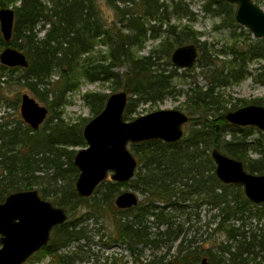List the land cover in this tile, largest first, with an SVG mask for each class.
<instances>
[{
	"label": "trees",
	"instance_id": "16d2710c",
	"mask_svg": "<svg viewBox=\"0 0 264 264\" xmlns=\"http://www.w3.org/2000/svg\"><path fill=\"white\" fill-rule=\"evenodd\" d=\"M107 2L118 17L113 26L98 0H0V8L12 6L15 10L12 38L6 42L0 36V45L22 50L29 61L26 68L0 64L1 72L6 75L1 83L19 82L42 99L54 95L50 105H59L63 103L62 93L77 89L83 78L89 82H111L113 90L122 89L130 94L126 119L141 104L163 101L172 93L174 79L184 74L177 70L168 73L161 66V57L172 66L170 57L176 47L195 43L203 56L206 45V42L199 43V32L191 26L194 18L189 3L186 0ZM202 9L211 17L221 18L217 29H232L233 42L220 50V54L232 58L222 64L197 59L205 69L208 85L204 87L194 81L185 91L192 124L189 135L177 142L150 139L131 144L130 149L139 164L135 178L122 183L103 182L94 192L99 194L102 187L106 188L99 200L94 196H79L73 183L67 190H55L59 196L55 204L68 209L69 217L78 205H85L90 214L111 212L116 239L126 245L133 257L132 264H197L203 257H207L210 264H264V223L261 224L264 202H252L240 184L222 182L216 175L211 155L212 149L218 148L242 160L246 170L264 173V146L250 140L259 130L230 124L225 117L228 102L216 91L228 83L255 76L248 65L264 58V37L255 44L240 42L241 33L235 28L242 27L236 24L234 4L205 0ZM173 17L186 18L190 23H172ZM42 30L44 35L40 37ZM158 37H163L160 48L148 55L137 54L136 48ZM98 43L108 48L99 62L90 55ZM121 67L126 68L115 70ZM18 70L21 71L19 76L16 75ZM56 73L59 81L53 83L51 78ZM257 75L256 81L264 83V77ZM54 85L58 93L52 89ZM108 96L88 92L84 98L97 115ZM259 103L264 106V101ZM236 108L234 104L233 109ZM52 117L57 119L53 125L38 129L0 124V171L1 174L6 172L0 179V202L11 192L42 185L43 177L35 174L44 171L42 167L54 168L59 180L67 177L72 180L78 175L74 150L69 147L86 144L82 128L78 124H67L61 115ZM227 135L231 138L226 139ZM129 184L144 198L130 209H120L115 205V198L122 192L120 187ZM190 205L197 209L208 205L216 210L206 224L211 233L208 229L206 232L209 239L216 233L224 234L225 238H215L213 249L206 250L200 244L196 234L200 227L188 238L182 224L176 222L177 217L184 214L187 219L191 218L193 211H187ZM79 223L67 220L54 227L49 243L41 250L43 255L51 256L59 264H73L78 251L65 253L62 250L72 242L87 239ZM176 241L179 242L174 246ZM162 246L167 251L157 256L155 250ZM147 247L152 250V258L145 261L142 256ZM174 247L175 252L171 253ZM117 259L107 256L101 264H116Z\"/></svg>",
	"mask_w": 264,
	"mask_h": 264
},
{
	"label": "water",
	"instance_id": "95a60500",
	"mask_svg": "<svg viewBox=\"0 0 264 264\" xmlns=\"http://www.w3.org/2000/svg\"><path fill=\"white\" fill-rule=\"evenodd\" d=\"M225 1L237 5L235 19L238 24L247 27L256 37H264V8L254 0ZM14 23V8L1 7L0 29L6 42L12 38ZM198 58L199 49L195 43L178 46L171 54L172 63L181 69L193 67ZM0 62L12 68H26L29 65L26 54L11 45L1 51ZM128 100L125 90L110 94L102 111L83 128L87 146L81 147L74 155V164L79 170L76 191L82 197L92 195L110 172L117 182L135 177L138 161L130 149L131 144L150 139L177 142L183 137V125L190 117L186 112L159 109L127 120L124 114ZM20 111L24 121L33 129H38L49 113L47 106L28 93L21 96ZM225 117L230 124L252 126L264 132V106L261 104H248L229 110ZM211 155L216 165V175L222 182L240 184L252 202H264V173L246 170L242 160L218 148H213ZM138 203L139 194L132 190L121 192L115 200V205L121 209L131 208ZM67 219L65 208L44 199L36 188L11 192L0 202V264H24L48 244L53 228ZM197 264L210 262L203 257Z\"/></svg>",
	"mask_w": 264,
	"mask_h": 264
},
{
	"label": "rangeland",
	"instance_id": "374dc122",
	"mask_svg": "<svg viewBox=\"0 0 264 264\" xmlns=\"http://www.w3.org/2000/svg\"><path fill=\"white\" fill-rule=\"evenodd\" d=\"M108 0H98V3L100 7L103 10V13L105 17L107 18L108 22L113 25H115V22H117L118 17L115 14V11L109 7ZM258 5H260L262 8H264V0H254ZM186 2L190 5V10L193 12V18L194 21L191 22V26L199 32L198 34V41L199 43L206 42V45L204 46L203 50V56L202 51L199 50V57L202 59V62L208 63L211 60H216L218 63L222 64L223 61H227L232 58L231 55H225L220 54V50L222 48H225L226 46L230 45L233 40L231 39V32L230 29H217V24L220 23L221 18L219 17H211L202 9L203 4L205 3V0H186ZM19 3V2H18ZM17 3V4H18ZM230 3V2H229ZM233 4V3H231ZM235 5V14L237 10V5ZM123 6V5H121ZM12 7V6H10ZM13 8V7H12ZM172 23L183 25L190 23L188 19L178 20L176 17L172 18ZM236 24H238L236 22ZM240 25V24H238ZM242 28H235L237 33H241L240 42H244L245 45L248 44H255L260 41L263 37H256L252 34V32L245 26L240 25ZM119 27V24H116V28ZM44 35V30H42L39 33V36L42 37ZM0 36H2L1 29H0ZM3 37V36H2ZM163 40V37L158 38H152L147 40L143 47L136 48V52L139 55H148L153 49L160 48L161 42ZM239 42V43H240ZM5 48V45H0V53ZM135 49V48H134ZM22 51V50H21ZM108 52V48L98 43L94 51L90 55H94L97 57V61L101 60L102 55L104 53ZM89 55H86V57ZM171 59V57H170ZM167 59H163L161 57V65L163 68H166L168 70L167 72L171 70H177L179 74H184V76H178L174 79L173 85L174 88L172 90V93L167 96L163 101H158L156 103H146L141 104L137 110L128 117L127 120H132L140 115L150 113L152 111H156L159 109H180L186 112L189 116V109L186 104L188 101L187 94L185 93L186 90H189L192 86V83L196 81L201 86H207L208 80L205 78L204 70L198 62L191 67L187 69H181L176 67L173 63L172 66H169L166 64ZM172 62V60H171ZM1 64V62H0ZM248 67H250L255 76H247L246 78H243L235 83H228L225 86L218 87L216 91L219 93V97L222 99H225L228 104L227 108L229 110L233 109V105L235 104L236 107H241L248 104H260L259 102L264 101V83L257 82V74H261V77H264V58L254 60L249 63ZM126 67L116 68L115 70L124 71ZM227 71H225L226 73ZM21 74V71L18 70L16 75L19 76ZM6 78V75L3 74V71L0 70V124H5L9 126L18 125L20 128H26L29 126L27 124L20 111V105H21V96L24 93H28L31 96H33L39 103L42 105H45L49 109V113L46 117V120L41 124L39 128H44L46 126H51L55 123L57 120L56 118H53L52 116L56 117L61 115V117L64 119V121L69 124H78L83 131L84 126L88 123V121L93 118L95 113L92 111L91 106L86 102L84 96L88 92H101L106 93L108 95L117 92L122 91V89L113 90L111 87V82L107 81H94L89 82L86 81L84 78L81 80V83L79 87L73 91H68L62 93V104L56 105L52 104L50 105V101L54 98L53 96H47L44 95L46 99H42L37 95V93L33 90H31L29 87L23 86L19 82H3L1 81ZM52 82H58L59 81V74L56 73L52 75L51 78ZM42 88V87H40ZM56 93H58L56 86L54 85L52 88ZM109 97V96H108ZM128 98H130V94H128ZM236 108V109H237ZM225 110V109H223ZM192 124L189 122V120L183 125L184 128V134L182 138H185V136H188L191 130ZM255 128V127H254ZM258 130L257 128H255ZM254 133L250 140L255 142L254 144L262 143L264 146V132ZM231 135H227L226 139H230ZM86 142V141H85ZM87 146V143L85 145H78V146H71L69 149L74 150V154L77 150H79L81 147ZM255 155V154H254ZM65 160V159H64ZM66 166V165H65ZM44 168V171H37L35 174L36 176H42V185L38 186L35 185L33 188H36L39 190L40 194L54 202L55 200H58L59 196L56 195L55 190L58 189L59 192L61 190H67L70 184L73 183L75 187V182L78 177V175L73 178L72 180L68 177L64 180H59L56 171L54 168ZM6 176V172H3L1 174L0 171V179L4 178ZM65 177V176H64ZM32 188V189H33ZM44 188V189H43ZM105 187L101 188V192L94 194L93 196L96 197L97 200L101 198L103 193L105 192ZM124 190H132L139 194V201L144 198V196L134 189L132 185H128L125 187H120V191ZM44 191V193L42 192ZM61 194V193H60ZM9 195V194H8ZM7 197V196H6ZM5 200V199H4ZM91 202L92 199H91ZM55 203V202H54ZM68 210V209H67ZM193 211V214H191V218L187 219V215L179 216L177 217V223L182 224L183 232L186 234L188 238L193 237L194 233L197 231V228L200 227L199 232H196L198 238H200V241L202 246L206 250L213 249L215 246V238L220 240L225 238V235L222 233H216L215 235H212L209 239V234L206 232L208 229L206 227V224L208 221H210L213 217L212 214L216 212L215 209H211L208 207V205H203L200 209H197L195 206H189L187 208V211ZM69 211V210H68ZM88 208L85 205H78L75 211L72 215L68 218V220H74L79 223L80 226H82L85 229V233L87 235V239H83L80 241L72 242L70 245L65 247L62 251L65 253H71L73 251H78L77 260L73 264H101L104 263V260L107 256H115L118 259L116 260V264H132L133 257L131 256L129 250L126 249V245L123 243L122 240L116 239V227L114 224V218L111 215V212H106L104 215L100 214H90ZM195 212L198 214L196 215ZM71 214V212L69 211ZM264 223V218L261 221V224ZM192 226V227H191ZM214 226V225H212ZM155 230V229H153ZM209 233H211V230L208 229ZM116 239V240H115ZM179 241H176L174 243V246H177ZM199 244V243H198ZM1 246V244H0ZM174 247L171 250V253L175 252ZM215 250V248H214ZM143 260L148 261L152 258V250L147 247L145 250H143ZM167 251V248L165 246L159 247L155 250V253L157 256L165 254ZM24 264H59L55 262L51 256H45L43 255L42 251L36 252L31 258L27 260Z\"/></svg>",
	"mask_w": 264,
	"mask_h": 264
},
{
	"label": "flooded vegetation",
	"instance_id": "af4514ba",
	"mask_svg": "<svg viewBox=\"0 0 264 264\" xmlns=\"http://www.w3.org/2000/svg\"><path fill=\"white\" fill-rule=\"evenodd\" d=\"M131 151H132V150H131ZM132 153H133V152H132ZM136 159H137V158H136ZM73 161H74V160H73ZM137 161H138V160H137ZM138 165H139V164H138ZM76 168H77V167H76ZM77 169H78V168H77ZM137 169H138V167H137ZM78 171H79V170H78ZM78 174H79V173H78ZM111 174H112V173L110 172V173L108 174L107 178H106L104 181H102L100 184H102L103 182H105V181H107V180H111V181L117 182V181H115V180L112 179ZM135 175H136V174H135ZM133 178H135V177H133ZM133 178H132V179H133ZM130 180H131V179H130ZM130 180H127V181H130ZM124 182H125V181H124ZM118 183H122V182H118ZM100 184H99V185H100ZM99 185H98V186H99ZM98 186H97V187H98ZM97 187H96V189H97ZM75 189H76V185H75ZM96 189H95V190H96ZM95 190H94V192H95ZM124 191H125V190H124ZM76 192H77V191H76ZM94 192H93L92 195H90V196H88V197L93 196V195H94ZM122 192H123V191H122ZM39 193H40V192H39ZM77 194H78V193H77ZM119 194H120V193H119ZM119 194H118V195H119ZM40 195H41V194H40ZM78 195H79V194H78ZM118 195H117V196H118ZM41 196H42V195H41ZM79 196H80V195H79ZM117 196H116V197H117ZM42 197H43V196H42ZM81 197H82V196H81ZM88 197H85V198H88ZM43 198H44V197H43ZM44 199H46V198H44ZM47 200H48V199H47ZM115 200H116V198H115ZM51 202H52V201H51ZM52 203H53L54 205H57V204H55L54 202H52ZM57 206H60V205H57ZM62 207H63V206H62ZM64 208H65V207H64ZM118 208H119V207H118ZM131 208H132V207H131ZM120 209H121V208H120ZM126 209H130V208H126ZM65 210L68 212V218H69V211H68L66 208H65ZM67 220H68V219H67ZM58 226H59V225H58ZM55 227H56V226H55ZM53 229H54V228H53ZM52 231H53V230H52ZM51 235H52V233H51ZM48 243H49V242H48ZM41 250H42V249H41ZM39 251H40V250H39ZM33 255H34V254H33ZM33 255H32V256H33ZM30 257H31V256H30ZM30 257H29V258H30ZM29 258H28V259H29ZM26 262H27V261H26Z\"/></svg>",
	"mask_w": 264,
	"mask_h": 264
},
{
	"label": "bare ground",
	"instance_id": "6f19581e",
	"mask_svg": "<svg viewBox=\"0 0 264 264\" xmlns=\"http://www.w3.org/2000/svg\"><path fill=\"white\" fill-rule=\"evenodd\" d=\"M232 110H234V109H232ZM229 111V110H228Z\"/></svg>",
	"mask_w": 264,
	"mask_h": 264
}]
</instances>
